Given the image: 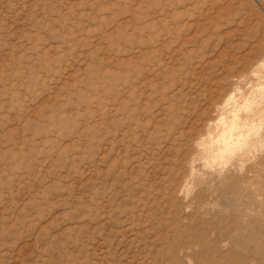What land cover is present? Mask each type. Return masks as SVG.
Segmentation results:
<instances>
[{
  "label": "rangeland",
  "instance_id": "374dc122",
  "mask_svg": "<svg viewBox=\"0 0 264 264\" xmlns=\"http://www.w3.org/2000/svg\"><path fill=\"white\" fill-rule=\"evenodd\" d=\"M260 59L264 0H0V264H264L217 109Z\"/></svg>",
  "mask_w": 264,
  "mask_h": 264
},
{
  "label": "bare ground",
  "instance_id": "6f19581e",
  "mask_svg": "<svg viewBox=\"0 0 264 264\" xmlns=\"http://www.w3.org/2000/svg\"><path fill=\"white\" fill-rule=\"evenodd\" d=\"M239 77H241L240 80L238 78L239 81L235 82L236 88L230 91L224 101L219 102L217 109L224 114L223 124L230 126L233 132L237 134V139L241 145L246 147H250V145L260 146L263 148L264 59L253 62L247 67L245 73ZM257 161L259 163L258 166L253 164L240 165L239 170L236 169L234 177L228 184L229 187L232 186L230 189H239L240 187L241 190H246L251 185L258 186L260 184V180L264 177V148L261 149ZM191 179L193 180L192 182ZM206 180L197 174L192 167L182 185V190L185 191L187 196L194 193V199L200 202L204 195L199 193L201 187L199 191L195 190V188L199 185L201 186ZM209 180L212 181L213 179L208 178ZM207 186L209 187L210 184ZM218 189L220 190V188Z\"/></svg>",
  "mask_w": 264,
  "mask_h": 264
}]
</instances>
